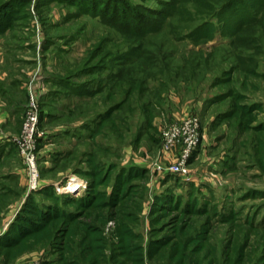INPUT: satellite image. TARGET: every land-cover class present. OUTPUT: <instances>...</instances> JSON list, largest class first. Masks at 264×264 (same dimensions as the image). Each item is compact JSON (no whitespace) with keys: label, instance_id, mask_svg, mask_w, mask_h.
Returning a JSON list of instances; mask_svg holds the SVG:
<instances>
[{"label":"rangeland","instance_id":"obj_1","mask_svg":"<svg viewBox=\"0 0 264 264\" xmlns=\"http://www.w3.org/2000/svg\"><path fill=\"white\" fill-rule=\"evenodd\" d=\"M161 1L0 0V7L9 5L0 32L12 48L5 68L21 56L48 82L41 96L14 93L24 106L7 134L20 132L34 94L45 136L39 140V188L29 187L18 146L8 147L0 161V237L15 227L28 231L41 222L38 211L59 207L41 192L48 184L72 175L93 184L97 170L104 174L97 194H105L103 205L86 207L81 194H59L62 208L78 216L51 219L52 238L17 256L0 248V264H62L61 256L86 264L81 242L87 223L100 225L106 236L100 264H133L117 248L118 220L142 233L146 264H169L178 247L186 249V264H264V128H257L264 122V3L253 6L259 17L237 37L222 29L206 38L194 32L207 17L200 8L213 10L201 7L204 0H192L187 15L165 18L126 3L159 8ZM146 18L161 28L144 29ZM230 22L240 26L241 20ZM252 104L259 107L243 110ZM187 114L200 118L204 136L189 161L190 177H181L168 170L162 132ZM132 168L143 175L130 177V196L107 204ZM167 193L172 200L158 205L156 196ZM159 237L172 241L151 258L148 244Z\"/></svg>","mask_w":264,"mask_h":264},{"label":"trees","instance_id":"obj_2","mask_svg":"<svg viewBox=\"0 0 264 264\" xmlns=\"http://www.w3.org/2000/svg\"><path fill=\"white\" fill-rule=\"evenodd\" d=\"M120 1V0H118ZM192 0H163L161 1V6L159 8H153L147 5H144L142 3L140 4H131L130 2H126L129 7L132 9H138L140 12H144L146 14H152L155 16H161V17H169L172 14L175 15H187L190 13V10L188 8V4L191 3ZM264 3V0H225L222 5H217L215 3V0H204L201 3V7L213 9L209 13H207L204 8H200V12L202 11L204 15H207L204 22L198 26L196 29L197 34L199 33L200 37H206V38H213L215 34H217L218 31L222 32V29L224 33L229 30L228 32L230 34H234L236 37L241 32V28L243 25H249L253 22L254 19L259 17V14L255 10H253L254 5L262 4ZM9 5H6L5 7H0V22L1 19L4 17L3 13H5V8ZM118 7V6H117ZM216 10L214 11V8ZM231 12H230V11ZM201 12V13H202ZM206 12V13H205ZM136 14V13H135ZM137 15V14H136ZM238 19L241 20L240 26L238 24H232L230 21ZM141 22L142 27L144 26V29L148 26L150 31L159 30L161 28V23L158 24L157 19H148L142 20ZM6 21H3L0 23V32H3L6 28L5 24ZM147 31V30H146ZM145 32V31H144ZM227 32V33H228ZM143 32H140V34ZM192 33V32H190ZM189 35V33H188ZM186 34V36H188ZM118 78V74L116 75ZM259 107L258 104H252V105H242V108L245 112H252L253 110L257 109ZM257 128L262 129L264 128V122L257 125ZM8 144L12 145L11 148L16 146L13 142H8ZM41 147V146H39ZM195 154V153H194ZM194 156V155H193ZM128 176L121 177L118 180L120 181L118 183V186L116 188L113 186V190L111 192V201L106 202L107 204L111 205H118L123 199L130 196L132 191L134 190V186L132 185L129 187L130 177L135 176H142V171H139L137 168L135 169H129ZM93 177V184H89L86 191L80 195L79 201L82 204V207H86L89 205H103L105 203L104 193L97 194L98 192V186L104 183L102 181L103 176L97 175V170L94 172ZM125 174V173H124ZM121 187V188H120ZM5 190H0V193H3ZM41 192H45L50 197H55L57 199V205L59 207H51L50 210H47V212L38 211L39 213V219L41 220L40 223L37 225L28 227V231L21 229H18L17 227L13 228L9 236L6 237H0V248L4 249L6 248L7 251H11L14 256H17L18 254L28 250L30 247H32L35 244L47 241L52 238V232L50 229V221L51 219H57L58 217L65 216L69 220L75 219L78 215H76L75 212L65 211L64 208H62V202L60 201V196L56 192L54 188V184H48L45 186ZM32 193L29 194V197H33ZM156 201L158 205H163V201H165V198H167L169 201L172 200L173 196L170 194L163 195L162 198L160 195L156 196ZM178 200V198H176ZM199 210V209H196ZM127 220L129 221H135V217L130 213L127 212L125 214ZM69 234L68 236H72V228H69ZM85 235L82 239L81 246L83 249L84 256L88 263L86 264H100L102 262V259L106 257V236L104 233L103 228L100 225L96 224H90L87 223L84 226ZM116 235L118 238L117 241V248L119 249V252L121 255L126 256V258L132 260L133 264H146L145 260V252H144V246L139 243L138 240L142 238V233L138 232L131 223L126 222L125 220H118L117 229H116ZM170 237H159L154 238L151 240L148 244L147 252L149 254V257H153L156 253H159L162 247L168 245L171 243ZM185 246V245H183ZM185 255H186V249L184 247H178L172 249V251L169 253V257L171 262L169 264H186L185 262ZM62 264H82L80 260H70L66 256H61ZM194 264H201L194 263ZM210 264V263H209Z\"/></svg>","mask_w":264,"mask_h":264},{"label":"built area","instance_id":"obj_3","mask_svg":"<svg viewBox=\"0 0 264 264\" xmlns=\"http://www.w3.org/2000/svg\"><path fill=\"white\" fill-rule=\"evenodd\" d=\"M40 102L39 97L32 94L28 102L24 121L19 133L3 134L7 141L18 146L20 154L28 165L29 187L39 188V168L37 160L39 157V140L45 136V132L40 129ZM204 133L202 131L200 118L193 114H187L183 118L176 119L172 124L166 126L162 132V151L164 156L171 159L168 170L181 177L191 175L189 161L202 141ZM80 181L81 186L73 189V182ZM87 181L78 176H70L64 183H54V188L58 194L79 195L87 189ZM112 223V221H111Z\"/></svg>","mask_w":264,"mask_h":264},{"label":"crops","instance_id":"obj_4","mask_svg":"<svg viewBox=\"0 0 264 264\" xmlns=\"http://www.w3.org/2000/svg\"><path fill=\"white\" fill-rule=\"evenodd\" d=\"M11 51L12 48L6 46L3 36H0V161L6 158L7 148L12 146L7 143L9 141L4 138L3 134H7V132L12 130L18 123L17 120L20 118L18 112L22 106H24L20 101L21 99L14 94L15 90H21L22 92L27 90L30 94L33 92L41 96L45 93L46 83H48L43 80L45 74L41 76L40 73L37 72L38 69L34 63L22 62L21 56H18L19 58H17V60H11V65H13V67L6 69L5 65L7 66V64L10 63L8 60L10 57L8 55ZM25 58H30V61L34 60V56H26ZM15 64L21 66L15 67ZM11 70L16 73L12 74ZM1 84H6L3 89ZM16 84H18L19 87L13 90V88L17 86Z\"/></svg>","mask_w":264,"mask_h":264},{"label":"bare ground","instance_id":"obj_5","mask_svg":"<svg viewBox=\"0 0 264 264\" xmlns=\"http://www.w3.org/2000/svg\"><path fill=\"white\" fill-rule=\"evenodd\" d=\"M73 184H74L73 185L74 186L73 189H76V188L81 186L80 181H74Z\"/></svg>","mask_w":264,"mask_h":264}]
</instances>
